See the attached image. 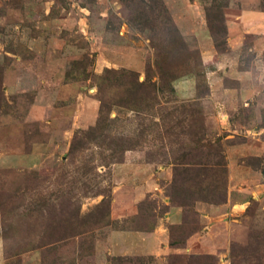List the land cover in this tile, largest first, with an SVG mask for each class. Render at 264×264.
I'll return each mask as SVG.
<instances>
[{
    "label": "rangeland",
    "instance_id": "rangeland-1",
    "mask_svg": "<svg viewBox=\"0 0 264 264\" xmlns=\"http://www.w3.org/2000/svg\"><path fill=\"white\" fill-rule=\"evenodd\" d=\"M243 11L264 0H0V153L47 145L0 168L3 264H264V22L231 47ZM246 141L258 179L235 187ZM231 194L240 217H206Z\"/></svg>",
    "mask_w": 264,
    "mask_h": 264
},
{
    "label": "crops",
    "instance_id": "crops-1",
    "mask_svg": "<svg viewBox=\"0 0 264 264\" xmlns=\"http://www.w3.org/2000/svg\"><path fill=\"white\" fill-rule=\"evenodd\" d=\"M264 22V13L258 11H243L239 16L233 27H230L229 33V45L233 48L239 46L242 42L243 36L247 33L260 32ZM190 86L185 84L181 86V91L192 90ZM254 142L246 141L240 145H233L228 148V155L230 159V178L231 184L237 186H248L257 182L258 175L250 168L239 165L237 160L244 159L246 157L257 155L256 148L259 149L258 145H254ZM47 145L44 143H34L28 152H1L0 153V168H11V167H33L40 157L46 152ZM245 201L234 200L231 196L229 197L225 205L228 206V210L217 213V215L208 214L211 221L222 222L224 220H232L242 215L245 207ZM241 210H240V208ZM166 219L170 224H179L182 221L181 210L178 207L171 208L170 212L166 215ZM158 235V231L153 233V236ZM160 235V234H159ZM169 235L162 234L161 240L163 243L168 241ZM164 247V246H163ZM163 249V248H162ZM4 247L3 241L0 238V264H3Z\"/></svg>",
    "mask_w": 264,
    "mask_h": 264
}]
</instances>
